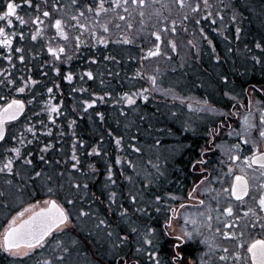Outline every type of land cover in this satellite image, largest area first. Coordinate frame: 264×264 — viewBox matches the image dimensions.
Returning a JSON list of instances; mask_svg holds the SVG:
<instances>
[{"label": "trees", "instance_id": "1", "mask_svg": "<svg viewBox=\"0 0 264 264\" xmlns=\"http://www.w3.org/2000/svg\"><path fill=\"white\" fill-rule=\"evenodd\" d=\"M0 1L5 2V0ZM129 1L134 5L137 3L134 0ZM137 1V10L144 8L145 4H152L159 11L155 12L154 22L160 28V32L166 30L164 26H169L167 29L171 35L166 37L165 43L167 45L172 41L178 43L181 35L193 27L194 30L201 33L204 32L205 39L213 42V46H210L212 51L209 52L208 45L205 54H201V59L199 58L198 62L193 60L194 63H184L181 66V56H178L173 50V55L166 56L164 60L168 65L172 66V69L166 68L165 74L160 70L155 73V77L161 82L165 81L163 87L169 88V91L176 93L182 100H173L167 97L168 95H164V97L157 91L150 96L147 94L149 96L148 101H144L141 97L135 105L131 106L125 104L126 101L123 99L125 93L136 94L140 92L137 86L141 85L144 79H148L150 67L147 61L142 64L140 59H151L146 54L152 46L156 47L157 44H160L154 35L156 34V29L151 25L148 31L141 32V46L139 47L131 48L132 46L123 45V42L119 44L120 40H124V37L123 35H118L110 45L112 49H106V52L102 51L100 57L98 52L96 53L97 61L95 63L86 59L85 56V54L91 53L88 52L91 50L90 47L83 49L81 55L78 52L79 56L75 57L77 63L72 66L73 69H81L79 70L80 76H75L77 79L80 77L79 82L75 85L66 82L63 78L65 70L54 65L60 62L61 58L59 60L54 58L55 62L50 65L47 64L45 71L39 70V65L35 66L30 62L26 67L27 69L24 68L26 78H29L31 71L38 76V83L33 87L36 93L39 94L35 105L41 106L43 104L39 102L48 100L47 88L51 86L55 92L53 95L56 102L58 105H62L61 114L58 115L57 120L61 122L60 125H63L62 128L65 132L69 130V117H73V114L81 117L76 116L75 132L66 135V142L53 139L45 144L48 148L53 147L54 151L58 148L56 153H60V156L56 159V166H52L54 172L57 168L63 167L59 160L70 157L75 152L80 161L74 171L70 173L69 177L71 180L64 181L63 185L57 181L51 186L52 181H50L51 183L48 181L50 187L45 186L48 188L53 186L56 188L64 187L74 197L75 205L92 206L93 209L103 215V221H107L109 215L106 213H109L108 209L111 211L117 209L119 204L120 206L124 205L128 210V214L118 222L120 232H122V235L127 236L129 240L127 242L129 246L126 248L123 245L124 243L120 246L116 244L115 247L111 248L110 246L114 245L107 238V241L103 244L100 241L96 243L94 238L90 239L89 236L81 239L83 242L79 245L83 246L88 257L92 258L95 264H123L122 257L126 258L127 264H133L134 260L138 261L139 264H153V261L150 263L151 260L146 255V252L149 251L153 253L154 259L161 261V264H189V262L201 264L202 260L204 264H235L234 260L237 261V254L239 253L242 256L245 252V250L239 251L238 240H236L238 243L229 237L223 240V235L213 233L216 237L217 247L210 251L203 243L204 235L193 233V238L186 236V238L177 241L173 236L165 234L162 225L169 220V214L173 207L175 208L180 202L187 199V194L198 180L199 176H196L197 172L195 169L200 165L197 164V161L201 158L207 160L208 163L203 165L202 169L205 168L209 173L213 172L212 160H215L218 152L214 151L215 149L212 147V151L202 157L201 149L211 147L207 143L208 132L211 129H219L221 122L227 123L231 120L230 116L227 118L220 116L219 119L215 118L216 122H214L210 112L201 113L200 110L196 112L190 109V104L187 105L186 103L190 101L192 94L202 93V98L205 101L212 102L208 94V91H210L208 88L214 86L215 90L218 88V98H216L218 103H214V106L220 107L226 112H231L234 110L231 105L237 104V101H232L230 98L227 99L225 93L237 96V100L246 99L248 97L247 90L250 86L254 85L258 88L260 85H264V66L262 64L251 62V66L247 67L245 74L236 76L231 70L227 71L224 67L220 68L218 65L203 61L204 59L221 61L225 58L227 62L229 61L228 63L233 64L235 63L233 56H237L233 49L237 48L239 56L243 52L240 46H246L247 44L253 45L259 51V56H264L261 50L255 47L256 43H264V0H208L207 7L204 5V0H184L183 6H181L179 0H169L173 6L171 14L164 10V6L168 4L167 0H144L143 3H140V0ZM52 3L59 6L60 9L63 5L65 7L67 5V9L71 7V5L67 4L68 0H53ZM98 3L99 0H92L91 4H86V12L89 14L86 16L88 18H91V15L94 17L93 20L91 19L86 36L84 33V36L90 39L95 34V31L91 29V23H95V20L97 22L95 16L98 17L96 13ZM188 3L199 4L203 13L207 15L208 12H211L217 20L224 21L226 24L221 30L217 29L220 25L212 22V16H210L212 18H208L209 21L203 20V13L199 15L200 17L192 20L191 14L198 11H193V8L189 12L187 10L183 11L182 9L186 8ZM108 4H110V1ZM89 6L93 9L92 11L88 10ZM74 7H76V17L81 19L85 15L82 12V7L80 5ZM105 8L109 9V7ZM219 12L224 15L226 20L220 19ZM104 13L106 12L104 11ZM233 16L236 17L235 20L232 19ZM127 18L133 24L131 18ZM136 18V23L139 25L131 27L127 24L126 30L131 31L133 30L132 28L139 27L142 24L140 16L137 15ZM173 27L175 31H173ZM237 28L240 29L239 33L236 31ZM177 30L182 34L178 33ZM193 34L194 31H190L189 36L183 34L182 39L184 37L189 39L190 35ZM78 35L84 37L83 32ZM134 39L139 41L136 36H134ZM119 47L123 48L120 49ZM195 50H197L195 46L190 49L191 53H194ZM60 57H62V54H60ZM42 58L46 60V57L41 56L39 64H43ZM78 65H80V68ZM56 68L61 71H59V76L54 74ZM89 68L95 71L93 79H88L84 75L89 72ZM174 72L180 73L179 76L183 79V85L181 81L177 85H173L170 82ZM217 72H221L227 78L229 74L231 85L234 87L232 91L225 88L227 82L225 79L220 81L219 76L221 74L217 76ZM16 80L20 83L19 77ZM54 85H58V88L54 87ZM78 85H81V89H78ZM202 85L206 89H203ZM155 86L151 85V87ZM70 87L71 89L69 90ZM201 88L203 92L198 91ZM98 96H105V103L101 104L97 100V105L88 109L87 112L84 111L83 101L87 99L90 101ZM40 98L41 100L39 101ZM19 100H23L26 105V111L21 117L23 119L28 108L33 105L28 104L30 102L29 99L24 100L21 98ZM97 113H103L104 119L101 120ZM21 119L17 121L19 122ZM224 129L227 130V128ZM121 137V144L117 145L115 141ZM221 140L216 143L221 142ZM72 145L75 146V149L71 147ZM137 148L140 149L139 152L135 151ZM94 149L96 150L95 152ZM36 156L37 153L34 157ZM48 157L50 158V155ZM118 158L121 163L116 162ZM128 161L132 163L129 164ZM73 162L70 161L68 165L72 167ZM193 165L196 166L195 169ZM157 166L159 171H157ZM110 172L112 179H109ZM128 177L132 179L129 180ZM213 177L214 175L208 177L207 187L212 188V185H209L208 182ZM72 182L81 185V187L77 189ZM85 184H87V188L83 187ZM45 186L40 187L37 195L45 193ZM3 190L5 188H0V192ZM114 190H117L118 193H116L113 202V197L111 198L110 195ZM202 191L203 195L207 196L206 204L211 209V211L209 209L208 213L202 211V216L206 218L208 225L209 223L214 225V222L221 218L220 211L222 209L214 206V200L210 203L212 192L205 191V187ZM26 194L25 197L29 198L35 196L28 189ZM157 196H160L161 199L157 200ZM43 197H50L55 200L64 199V195L59 190L58 192H49L47 190ZM132 197L136 199L133 200ZM173 197L176 198L173 199ZM29 198H25V200ZM8 205V207L5 206L0 209V229L7 222V217L5 218V216L9 217L8 214L10 212H18L25 206V203L20 195L17 194ZM114 213L112 215L113 218L117 215L116 211ZM209 215L212 216V222L207 219ZM186 216L181 218L180 224H184L181 225L182 228H185L186 232H195L200 219L198 216L191 217L198 221L197 225L194 226L190 222L186 224ZM2 218L4 220L1 221ZM235 218L236 216L232 220H235ZM115 223H117L116 220ZM106 225L104 224L103 226L107 227L108 225ZM130 227L138 228L139 233L131 232ZM153 229L155 231L150 238L153 239L154 243L153 245H148L143 242L142 237ZM138 247L146 251L137 253L136 248ZM225 248L228 249L227 252L224 251ZM154 254L158 258L154 257ZM6 255V252L0 251V264L9 263ZM221 256H227V259L221 260ZM241 260L244 262L243 258ZM242 262L238 260V264H242Z\"/></svg>", "mask_w": 264, "mask_h": 264}, {"label": "rangeland", "instance_id": "2", "mask_svg": "<svg viewBox=\"0 0 264 264\" xmlns=\"http://www.w3.org/2000/svg\"><path fill=\"white\" fill-rule=\"evenodd\" d=\"M42 1V2H41ZM92 0H68L69 5L71 7L67 9L63 5L60 9L59 6H56V4H53V0H31V7L26 3V0H5V2L0 1V16L4 14V12L7 11V3H16L19 5V7L16 9V15L20 16L25 23L20 24L18 20H16L15 17H7L4 20H0V28H4L5 32L9 35L13 32L16 33V36L13 40L12 44V61L9 63L7 60L3 59V55L7 53V49L0 46V72L3 73V75H0V106L5 105L6 103L10 102L12 99H29L30 102L28 104L33 105L32 107L28 108V111L25 115V118L21 119V121H15L11 122V125L9 126L7 130V135L5 138V141L1 142L0 144V166H3V164L6 162L8 158H14L15 154L8 151V149H11L13 147H20L21 148V158L19 160H14V167L13 172L8 173L7 171L0 173V188H5L2 192H0V209H2L5 206H9L8 204L13 201L14 196H17V194L20 195L22 200H24L25 206L22 207L18 212L8 214L7 222L4 224V227L0 229V236L3 235L5 230L7 229L9 223L11 220L15 217H17L18 213L21 211H24V209L29 208L30 206L37 205V207L34 210H39L41 208L47 207L48 205L45 204V201L49 200H55L54 198L50 197H43L44 194L47 193V190L49 189L53 183L61 182L63 185L64 181H68L70 179V173L74 171V168L68 165V163L72 160V156L64 158L63 160H59L60 163L63 165L61 168H57V170L54 172L52 170V166H56V159L60 156V153H56V150L54 151L53 147L48 148V150L42 151L47 141L55 140L66 142V135L71 134L75 132V118L76 114H73V117H69L68 122V131L65 132V130L62 128L63 125H60V121H58V116L56 117V122L53 124L48 119V114L44 111L46 106V101L39 102L43 105L37 106L35 105V101L39 97V94L36 93V90L33 88L36 86L37 77L31 68V72L29 74V78L32 80H35L37 83L34 86H29L24 93H19L16 91V88L21 86L22 81L21 77H24L25 80H28L29 78H26L25 76V68L28 66V64L33 63L35 66H38V69L42 71L46 70V65L52 64V62H55V57L48 51V48L51 47L54 50H58L60 47L65 48V52L61 53L62 57L60 62L55 63V66H58L60 68H63L65 71L63 72V78L66 76L68 72H72L74 79L69 82L65 78L64 80L68 83H73L74 85L79 82L80 77L77 79L75 78L76 75L80 76L79 70L81 69H73V64H76L77 60L75 61V57L81 55V51L83 49H86V47H90L91 50L85 54L86 59L92 61V63H95L97 61V52L99 54V57L101 56V52H106V49H112L110 46L112 41L118 37V35H123L124 40H120V43L125 40H130L131 43H124L123 45H129L132 46L131 48H136L141 46L140 45V39L142 36L141 32H144L145 30L148 31L149 26L151 25L156 29L155 33H158L160 36L159 43L157 46L150 48V51L146 54L147 57H151L149 60L140 59L142 64L146 63L147 61L148 66L150 67L148 70V79H144L141 83V85L137 86V89L140 90V92L143 89H148V95H152L153 93H158L162 96L168 95L167 97L172 98L173 100L179 99L182 100L176 93H172L169 91V88H164L163 85H165V81L161 82L156 77V86L151 87L152 83L150 80V77L155 76V73L159 70L163 72V74L166 73L165 69H172V66L168 65L164 60L166 59V56L173 55L172 51L176 52L178 56H181L180 59V65L183 66L184 63H194V61L198 62L199 58L201 59V54H205V50L207 46L209 45V52L212 51L213 42L209 41V39H205L204 32L201 33L200 31L194 30L192 27L191 30H187V32L183 33L185 36H189L190 31H194L193 35H190L189 39H186L185 37L182 39V33H180L178 30L177 32L182 34L178 43L172 41L169 45L165 43L166 37L168 35H171V33L168 31L169 26H164L165 31L160 32V28L158 25H156L154 22L155 19V12H159L157 9L154 8V5L145 4L144 8L137 10L136 4L134 5L132 2L127 0H104V7L107 8L106 13L104 11L96 12L98 14V17L95 16L97 19V22L95 20V23H91L92 27L91 29L95 31V34H93L92 39L85 37L86 32L89 30V24L91 22V19L93 20L94 17L91 15V18H88L89 15L86 12V4H91ZM110 1V4L108 2ZM158 1V0H155ZM168 4L164 6L165 12L172 13V2L167 0ZM80 5L82 7V12H84V16L80 18L77 17V19H71L73 17H76V11L74 6ZM117 4H119V7H117ZM37 5H39V10H37ZM197 4L188 3L186 8L182 9L183 11L192 10V8H196ZM126 9V10H125ZM200 9L197 13L191 14L192 20L194 18L200 17L199 15L203 12ZM48 11L50 13L49 17H44L43 12ZM70 11V12H69ZM182 11V12H183ZM143 13V15H141ZM204 16H207L206 13H203ZM39 15L40 19L43 21L42 24H36L34 23L35 17ZM140 16L141 23L139 27L132 28L133 30L129 31L126 30L127 24H129L131 27L139 25L136 23L137 18L136 16ZM219 16L223 17L224 15L219 12ZM213 19L218 25H220L217 29H222V27L226 24L224 21H219L215 16L211 15ZM127 17L131 18V21H133V24L129 21ZM208 17V18H212ZM11 19L12 24L9 25L7 23V20ZM60 19L62 21V27L68 34V40H64L62 37L59 36L58 32L56 31L54 24L55 20ZM171 19V18H170ZM206 21H209L208 19H203ZM194 23V22H193ZM85 25L84 28H80L79 25ZM168 24V23H166ZM97 25V26H96ZM172 25V23H171ZM191 25V24H190ZM108 28V31H104V27ZM173 26V25H172ZM96 27V28H95ZM110 27V28H109ZM37 29H41V35L37 37V39L33 40L31 37ZM80 32H83L84 37L79 36L78 34ZM91 32V31H90ZM22 34V35H21ZM148 34V33H147ZM88 35V34H87ZM136 36L139 41H136L134 39V36ZM79 36V41L76 40V37ZM207 36V35H206ZM205 39V40H204ZM103 40L104 43H100V41ZM208 40V41H207ZM175 44V48L172 47V44ZM92 44V45H91ZM153 44V43H152ZM192 46L196 47L197 50L194 51V53H191L190 49H192ZM157 47H159V54L150 56V52H155ZM17 48H22L23 52L19 53L16 51ZM122 49L123 47H119ZM242 48V51L240 55L238 56V50L237 48H234L233 51L236 52L237 56H233L235 58V63L230 64L226 61V59H222L221 61L212 59L203 61L205 63H211L218 65L220 68L224 67L225 70L233 71L234 75L238 76L242 74H245L247 67H250V63H255L252 59L253 56H259V51H257L253 45L247 44L246 46H240ZM79 52V54H78ZM24 56V60L21 62L18 57L19 55ZM41 56L46 57V60H43L42 63L39 64V60ZM157 56V57H156ZM37 57V58H34ZM40 57V58H38ZM69 57L71 59H69ZM34 58V59H33ZM79 58V57H78ZM38 59V60H37ZM211 60V61H210ZM57 64V65H56ZM14 65V66H13ZM261 65V64H259ZM25 67V68H24ZM80 68V65H78ZM228 67V69H226ZM27 69V68H26ZM62 69V70H63ZM93 75L95 74L94 69L89 68ZM226 71V72H227ZM61 72V71H60ZM59 72V75H60ZM10 74V75H9ZM55 76L57 75L55 71ZM217 76L221 74V72H217ZM228 74V73H227ZM180 73L174 72L172 80L170 81L173 85H177L179 81H181L183 85V79H181V76H179ZM226 75L221 74L219 77L220 81H222L225 78ZM20 79V83L17 82L16 78ZM228 82L225 84V88L228 90H231L234 88L231 84L230 76L228 74ZM16 80V81H15ZM9 81H14L15 83H10ZM150 81V82H149ZM145 83V84H144ZM151 83V85H150ZM80 84V83H79ZM51 87V86H49ZM48 87V88H49ZM203 87V85H202ZM205 87H203L204 89ZM208 88V87H207ZM259 88V87H258ZM71 87L69 88V90ZM78 89H81V85H78ZM198 89V88H197ZM206 89V88H205ZM210 91H208L209 96L212 99V102H208L209 104L214 106V103H218L216 98L217 96V90H215L214 86L208 88ZM199 92L202 91L199 89ZM54 90L51 94L52 96V102L58 104L56 102V99L54 98ZM157 93V94H158ZM135 94V93H134ZM193 96V97H192ZM190 101H187V105L190 104L189 108L195 110L196 112L204 106L205 100L202 98V93L194 95L192 94ZM227 96V99L230 98ZM261 96V97H259ZM165 97V96H164ZM249 97V93H248ZM241 98L239 103L236 104V108L232 110L231 112H238L239 117L237 116H230L231 123L233 127L237 126V120L242 119L244 115H247L248 112V105H249V98ZM251 111L255 113V116L257 118V123H259V116L260 112L257 111L258 107L264 108V105H257V100L264 101V94L259 93H251ZM49 99V96L47 97ZM141 98V97H140ZM41 98L39 99V101ZM88 100V99H87ZM89 101V100H88ZM91 101V100H90ZM139 101V98L137 99ZM233 101V100H232ZM101 104L105 103V101H100ZM126 105H128L125 102ZM61 105V104H60ZM97 105V103L95 104ZM243 105V106H241ZM130 106V105H128ZM215 107V106H214ZM217 108V107H216ZM220 109V107L218 108ZM222 111H225L224 109H220ZM85 111V110H84ZM87 112V111H86ZM202 112H208V111H201ZM210 115L214 118L213 121L216 122L215 118L220 117V115H215L210 112ZM86 116V115H83ZM80 117V116H78ZM81 118V117H80ZM228 118V119H230ZM43 121V123H41ZM72 121H75L74 126ZM229 122V121H228ZM33 127V131L35 132V136H33L32 133H29L26 129L27 127ZM59 127V129H58ZM61 127V128H60ZM51 131V135H48L47 133ZM227 130H221L220 137H217L218 142L220 139L228 141L229 143L236 142L235 137H229L226 135ZM23 135L24 142L21 145L18 142V138ZM249 139H257L258 146L261 150V152H264V141H260L255 134L253 136L249 137ZM242 142V141H241ZM3 143V144H2ZM73 149H75V146H71ZM218 155H216L215 160H212L213 164L211 165L214 170V177L209 180V185H212L211 187L216 190V192H223L224 188H230L231 181L234 179V176L225 177L223 174L228 172V169L231 167L234 169V175H243L247 178L248 182L251 186L250 196L242 203L237 202L233 197L228 196L227 194L221 195L219 202L213 199V197L216 195V192H212L210 196V203L214 200V206L216 207H223L231 206L233 208V215L227 216L229 218L227 225H231V227H228V229H225L227 231L226 235L228 236L229 233L233 235V239L236 241L238 240L239 243L237 245H240L243 243L245 245L244 248H238L239 251H244V255H240L239 262H242V258L244 259V262L242 264H251L249 260V254L246 251V248L248 244L252 241V237L255 235L254 231L250 230L249 224H250V216L253 214V216L256 217V220H260L262 215V223H264V209H262L259 205V200L264 197V169H258L256 167H248L246 162L243 159V154L241 155V160L239 161H229L227 156H224L218 151ZM37 153V156L34 157V155ZM247 155H253V152H247ZM50 155V158L48 157ZM41 156L44 157L43 160H41ZM30 158L33 163L32 165H26L23 163L24 159ZM78 158V157H77ZM78 158V163H79ZM48 162V163H47ZM73 163H76L75 161ZM156 163V162H155ZM78 165V164H77ZM155 165V164H154ZM202 169V166H201ZM196 172L200 171V166L196 167ZM41 173L40 176H36V173ZM223 177L221 178V176ZM217 177H220L218 180ZM62 179V180H61ZM71 180V179H70ZM48 181H52V183L48 184ZM222 181V182H221ZM47 182V183H46ZM66 184V183H65ZM72 184L77 185L76 183L72 182ZM207 182L205 183V185ZM47 185L48 187H46ZM46 187V191L43 194L37 195V191H40V187ZM48 188V189H47ZM204 188V186L196 193L197 195H194V199L192 200V203H195L196 197L201 193V190ZM31 190L34 193L33 198L25 197L26 191ZM52 191L58 192L61 191L64 195V199H58L55 200L61 204V206L66 209L70 216V221L67 223L66 226L63 227L62 231H57L53 234V237H49L48 240L49 243H46L43 248H37L35 251L29 252V255L25 256L23 254L18 256H13L7 253V258L9 259L8 264H37L38 261L42 262L44 259L52 260L53 264H58L60 261V257H64V260L62 264H95L92 258L88 257L87 252L81 247L83 240H81L83 237L89 236L90 239H93L98 243V241L103 244L106 240L112 241L113 245L118 244L119 246L122 244L121 240L124 235H122V232H120L119 229V221H121L127 214L128 210L124 205L120 204L118 205L117 209H113L112 211L108 209L109 213H106L108 216L107 221H104L103 224L100 222L103 221V215L91 207H87L86 205H75L74 197L70 193V191H67L64 187H51ZM112 193H118L117 190H114ZM47 196V195H46ZM112 198V194L110 195ZM25 198H29L28 200H25ZM68 201H73L74 203H69ZM197 203V202H196ZM83 209L84 211H87L90 213L89 216L83 217L79 216V210ZM127 210V213L125 216H121V212L123 210ZM251 209L252 211H249ZM114 211L117 212V215L113 218L112 215L115 214ZM247 212L245 217L243 218V221L237 222L236 218L235 220H232V218L238 214L239 212ZM30 213H26L25 217L23 219H26ZM79 216V218H77ZM196 215H191L190 217H193ZM238 216V215H237ZM182 216L180 215V218L178 221H172L170 223V227L168 230H170V233L174 236H178L179 239H176L177 241H180L183 238H186V230L185 228H182L180 224ZM200 219V222L203 220H206L202 216V218L198 217ZM109 219V220H108ZM4 220L3 218L1 221ZM115 220L117 223H115ZM257 220V223H259ZM110 224L108 225V223ZM212 222V221H211ZM104 224H107L103 226ZM256 224V223H255ZM257 225V224H256ZM103 226V227H102ZM215 231L214 225H211L209 223L208 227L205 229L199 230V233L205 232V233H213ZM108 233H112V235H108ZM196 234V232H193ZM240 233H243V236L240 235ZM261 234L264 235V232L262 231ZM247 238V239H246ZM245 240V241H244ZM57 241L61 242V247H56ZM129 240L127 239L126 242H123L125 245V248L129 246L127 244ZM235 242V243H236ZM111 248L114 246H110ZM64 249H67L65 251ZM3 249H0L2 251ZM26 251L24 249L21 250V252ZM5 252V251H4ZM150 252V251H149ZM246 254V256H245ZM154 257H157L156 254H154ZM245 256V257H244ZM158 258V257H157ZM153 260L150 261L152 263ZM235 264H238V260H234ZM94 262V263H93ZM190 263V262H189ZM193 264V263H190Z\"/></svg>", "mask_w": 264, "mask_h": 264}, {"label": "snow or ice", "instance_id": "3", "mask_svg": "<svg viewBox=\"0 0 264 264\" xmlns=\"http://www.w3.org/2000/svg\"><path fill=\"white\" fill-rule=\"evenodd\" d=\"M75 2V0H74ZM127 2V0H125ZM144 0H140V3H143ZM181 6L184 5V0H179ZM26 3L31 7V0H26ZM204 5L207 7L208 0H204ZM19 7L16 3H7V11L4 12L2 16H0V20H4L7 17H15L16 20L20 22V24H24L25 21L20 17L16 15V9ZM37 10H39V5L36 6ZM117 7H119V4H117ZM200 5L197 4L196 8L193 9V11H198ZM89 11H92L93 9L91 6L88 7ZM126 10V9H125ZM100 11H107V9L104 7V0H99L97 12ZM44 17H49L50 13L48 11H44L43 13ZM83 15V13H81ZM143 15V13H141ZM212 15L211 12H208V15L205 17H202L203 19H208ZM73 19H77V17H73ZM187 19V17H185ZM222 20L223 17H220ZM233 20L236 19L235 16L232 17ZM215 23V21H212ZM7 23L9 25L12 24V20L8 19ZM34 23L36 24H42L43 21L40 19V16L37 15L35 17ZM198 23V21H197ZM54 27L56 31L58 32L59 36L62 37L64 40H68V34L62 27V21L60 19L55 20ZM80 28H84L85 25H79ZM41 29H37L35 34L32 35V39H37L38 36L41 35ZM104 31L107 32L108 28L105 26ZM173 31H175V28L173 27ZM203 31V29H201ZM237 33H239L240 29L237 28ZM22 35V34H21ZM156 36L157 40H160V36L158 33L154 34ZM16 36V33L13 32L10 35L5 32L4 28H0V46L7 49V53L3 55V59L7 60L9 63H11L13 57H12V44L13 40ZM76 40L79 41V36L76 37ZM124 43H131L130 40L123 41ZM100 43H104L103 40L100 41ZM172 47L175 48V44H172ZM255 47L257 49L261 50V53L264 54V43H256ZM17 52L22 53V48H17ZM48 51L52 53V55L59 60L60 54L65 52L64 47H60L58 50H54L51 47L48 48ZM159 54V47H157L155 52H150V56L158 55ZM18 59L22 62L24 60V56L21 54L19 55ZM69 59H71L69 57ZM252 59L257 64H262L264 66V56H253ZM14 66V65H13ZM57 75H59V68L55 69ZM0 75H3L2 72H0ZM10 75V74H9ZM84 75L87 76L88 79H93V73L91 71L85 73ZM139 75V73H138ZM67 81L71 82L74 79V76L72 72H68L66 76L64 77ZM83 78V77H81ZM22 81L21 86L16 88V91L19 93H24L26 89L31 85L34 86L37 82L35 80H32L29 78L28 80H25L23 77L20 78ZM226 82H228V78H224ZM151 83L153 85L156 84V77L152 76L150 77ZM10 83H15L14 81H9ZM54 87L58 88V85H54ZM249 93V105H248V112L247 115H244L242 119L237 120V126L233 127L231 121L225 123L221 122L219 125V129L213 128L208 132V145L211 147H206L201 149V156L207 155L209 152L212 151V147L217 148L220 150L221 154L224 156H227L229 161H239L241 160V155L243 154V159L246 162L248 167H251L252 165L258 164L261 168H264V152H261L257 139H249V137L255 136L260 140L264 141V108L258 107L257 111L260 112L259 116V123H257V118L255 116V113L251 111V93H259L264 94V85H260L259 88L253 86H250L247 90ZM47 93L49 94V99L46 102V106L44 111L48 114V119L54 124L56 122V117L61 114V107L62 105H58L54 102H52V96L53 93V87L47 88ZM148 89H143L141 92H138L136 94H127L125 93L123 99L126 101L128 105H135L137 102V99L142 97L144 101H148L149 96L147 95ZM225 95H229V93H225ZM105 96H98L95 99H92L91 101L85 100L83 101L84 110L87 111L90 108H93L95 104L97 103V100L104 101ZM230 99L233 101H239L237 100V96L230 95ZM257 105H264V101L257 100ZM243 106V105H241ZM232 108H236V104L231 105ZM200 111H208L215 115L224 116L225 118L229 116H237L239 117L238 112H226L222 111L213 105L209 104L207 101L204 102V106L199 109ZM25 111V103L23 100L19 99H12L10 102L6 103L3 106H0V142L5 141L6 138V124L10 121L17 120ZM99 118L101 120L104 119L103 113H97ZM43 123V121L41 122ZM74 124L75 121H72ZM224 128H227L228 131L226 133L229 137H235L236 142L229 143L228 141L221 140V142L216 143L217 137H220L221 130ZM29 133H32L33 136H35V132L33 131V127L29 126L26 129ZM48 135H51V131L47 133ZM121 138H117L115 143L117 145L121 144ZM242 141V142H241ZM18 142L22 145L24 142L23 135H21L18 138ZM48 146H45L42 151H47ZM8 151L15 154L14 158H8L6 162L3 164V166H0V173H3L7 171L8 173L13 172L14 167V160H19L21 158V148L20 147H13L11 149H8ZM96 150L94 149V152ZM135 151L139 152L140 149L137 148ZM247 152H253V155H247ZM44 157L41 156V160H43ZM72 160L76 163H73L72 167L76 168L78 164V158L73 152L72 154ZM117 163H121L120 159L118 158ZM26 165H32L33 161L30 158L24 159L23 161ZM129 164H131V161H128ZM208 163L207 160L201 158L197 161V164L203 166ZM195 165H193V168L195 169ZM157 171H159V168L157 166ZM41 173L37 172L36 176H40ZM210 175V174H209ZM225 177L234 176V179L231 181L230 188H224L223 192H216L214 188L207 187L205 188V191L207 192H216V195L213 197L214 200L219 202V199L221 195L227 194L230 197H234L236 201H243L244 197L249 195V183L248 180L243 175H234V169L229 168L227 173L223 174ZM109 179H112L111 172L109 175ZM129 180H131V177H128ZM206 179V177H205ZM219 180L220 177H217ZM113 183H115L114 180H112ZM222 182V181H221ZM200 184L204 183V179H201ZM77 189L81 187V185L77 184L75 185ZM83 187L87 188V184L83 185ZM49 192L52 191L51 188L48 189ZM116 196V193H112L113 202L114 198ZM176 197H173L175 199ZM133 200H135V197H132ZM157 200H160L161 197L157 196ZM69 203H74L73 201H68ZM201 204L204 203V201H200ZM45 204L48 205L47 207L41 208L39 211L34 210L37 205L30 206L29 208L24 209V211H21L18 213L17 217L13 218L11 222L9 223L7 229L3 233L2 236H0V249H3V251L9 253L13 256L18 255H29V252L35 251L37 248H43L46 243H49L48 240L49 237H53V234L57 231H62L63 227L67 225V223L70 221L69 213L66 209L61 207L57 201L55 200H49L45 201ZM259 205L262 209H264V197H262L259 200ZM181 207H184V205H181ZM159 210V209H157ZM175 211V210H173ZM211 211V209H210ZM249 211H252L249 209ZM26 213H30L28 215L27 219H23L25 217ZM127 213V210H123L121 212V216H125ZM225 214L227 216L233 215V208L231 206H228L225 208ZM90 213L87 211H84L83 209L79 210V216L87 217ZM79 216L77 218H79ZM209 221L212 220V216L209 215L207 217ZM186 224L190 222L192 225H197L198 221L196 219L191 218L190 216L185 217ZM101 224L104 223V221L100 222ZM228 227H231V225H227ZM255 227L256 225H252ZM261 229H264V223H261L259 225ZM130 231L133 233H139L138 228L136 227H130ZM154 229L150 232L145 233V235L142 237V240L144 243L148 245H153V239L150 238V236L154 233ZM195 232L197 235H202L199 233L198 228L195 229ZM217 232H219V229H217ZM108 235H112V233H108ZM185 235L189 238H193V232H186ZM241 236H243V233H240ZM229 238H234L231 233L228 234ZM128 239L127 236L123 237L121 240V243L126 242ZM203 243L209 248V250H213L217 247L212 241H210L207 237H203ZM56 247H61V242L57 241ZM115 247V245H114ZM240 248H244L245 245L241 243L239 245ZM24 249L26 251L21 252V250ZM67 251V249H64ZM143 250L142 248L138 247L136 248V252L140 253ZM225 252L228 251L227 248L224 249ZM247 253L249 254V260L251 264H264V239H255L251 241L247 248ZM147 257L150 260H153V264H161V261L159 259L153 258L152 252H146ZM221 260H226L227 256H221ZM236 259H240L239 253L236 256ZM64 260V257H60V261L58 264H62ZM123 261V264H127L126 258H121ZM37 264H53L52 260L44 259L42 262L38 261ZM133 264H139L138 261H133ZM201 264H204L203 260L201 261Z\"/></svg>", "mask_w": 264, "mask_h": 264}, {"label": "flooded vegetation", "instance_id": "4", "mask_svg": "<svg viewBox=\"0 0 264 264\" xmlns=\"http://www.w3.org/2000/svg\"><path fill=\"white\" fill-rule=\"evenodd\" d=\"M11 125V123H9V124H7V126L6 127H8L9 128V126ZM224 130H226V129H224ZM213 149H215L214 151H220L219 149H217V148H213ZM221 153V152H220ZM201 166V165H200ZM254 168V167H253ZM256 168H258V167H256ZM258 169H264V168H258ZM207 174V176H205V175ZM210 174V175H209ZM204 175V176H203ZM214 175V173L213 172H211V173H209L208 172V170H206L205 168L204 169H201L200 168V171H198L197 172V174H196V176L198 177H201V178H199L198 177V180L196 181V183H194V187L190 190V192L187 194V199L186 200H184V201H182V202H180L179 203V205L178 206H176L175 208L173 207V209L171 210V212H170V214H169V220L167 221V222H164L163 223V231H165V234H167L168 236L170 235V236H173L174 238H176V239H179V237L178 236H174V235H172L171 233H170V230H168V228L170 227V223L172 222V221H178L179 220V218H180V215L182 216V217H184V216H186V215H196V216H198V217H200V218H202L201 216H202V211H204V212H206V213H208L209 212V209H210V207H209V205H207L206 203H207V196H205V195H203V191L201 190V193L198 195V197H196V201H195V203H192V200L194 199V195L196 196L197 194V192L205 185V183L207 182V179H208V177L210 176H213ZM205 177H206V179H205ZM223 177V175L221 176V178ZM201 179H204V183L203 184H200L199 182H200V180ZM205 188H207V186L205 185L204 186ZM250 191H251V186H250ZM249 194H250V192H249ZM250 196V195H249ZM248 196V197H249ZM234 199V198H233ZM247 199V198H246ZM245 199V200H246ZM244 200V201H245ZM200 201H204V203L203 204H201L200 203ZM244 201H237V202H239V203H242V202H244ZM197 202V203H196ZM181 205H184V207H181ZM220 209H222L221 211H220V216H221V218L219 219V220H216L215 222H214V228H215V231L213 232V233H215V234H221V235H223L224 237H222L223 238V240H225V239H228V236L226 235V233H227V231H225V229H228V227L226 226V224L228 223V220H229V218L227 217V215L225 214V208H226V206H224L223 205V207H219ZM173 210H175V211H173ZM247 212H245V213H243V212H239L238 214H236L235 216H236V221L237 222H240V221H243V218L246 216L245 214H246ZM238 215V216H237ZM234 216V217H235ZM248 216L249 217H251V219H250V224H249V227H250V230L251 231H254V233H255V235L252 237V241L253 240H255V239H264V235L263 234H261V232L263 231L264 232V229H261L260 227H259V225L262 223V215H261V218H259L260 220H258V222L259 223H257V220H256V217L255 216H253V214L250 216V214H248ZM166 218V217H165ZM257 225H256V224ZM256 225L255 227H253L252 225ZM217 229H219V232H217ZM212 233V234H213ZM247 239V238H246ZM245 241V240H244ZM190 264V263H189Z\"/></svg>", "mask_w": 264, "mask_h": 264}, {"label": "clouds", "instance_id": "5", "mask_svg": "<svg viewBox=\"0 0 264 264\" xmlns=\"http://www.w3.org/2000/svg\"><path fill=\"white\" fill-rule=\"evenodd\" d=\"M208 227V222L207 220H203L198 224V230L202 229V228H206ZM202 235H204V237H207L210 241H212L215 245H217L216 242V237L214 234L208 232V233H201Z\"/></svg>", "mask_w": 264, "mask_h": 264}, {"label": "water", "instance_id": "6", "mask_svg": "<svg viewBox=\"0 0 264 264\" xmlns=\"http://www.w3.org/2000/svg\"><path fill=\"white\" fill-rule=\"evenodd\" d=\"M25 111H26V105H25ZM24 111V112H25ZM24 114V113H23ZM22 114V115H23ZM22 115L17 119V120H19V119H21V117H22ZM17 120H15V121H17ZM15 121H10V122H8L7 124H9V123H11V122H15ZM7 124H6V126H7ZM6 129L8 130V127H6ZM6 135H7V133H6ZM0 144H1V142H0ZM252 167H258V168H261L258 164H256V165H252ZM245 177V176H244ZM246 178V177H245ZM247 179V178H246ZM249 183V182H248ZM249 192H250V183H249ZM250 195V194H249ZM248 195V196H249ZM248 196H246V197H244V200L246 199V198H248ZM234 198V197H233ZM235 199V198H234ZM243 200V201H244ZM60 206H61V204L59 203V202H57ZM62 207V206H61ZM40 210V209H39ZM39 210H36V211H39ZM28 217H26V219H27Z\"/></svg>", "mask_w": 264, "mask_h": 264}]
</instances>
